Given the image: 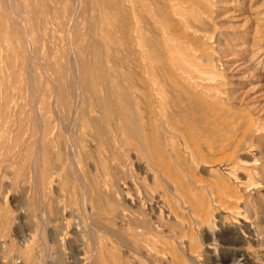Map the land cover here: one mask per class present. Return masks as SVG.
<instances>
[{
  "label": "bare ground",
  "instance_id": "obj_1",
  "mask_svg": "<svg viewBox=\"0 0 264 264\" xmlns=\"http://www.w3.org/2000/svg\"><path fill=\"white\" fill-rule=\"evenodd\" d=\"M8 1L12 8V0ZM58 1L62 3L63 0ZM51 2L54 4L53 0ZM218 2L220 0L75 1L78 4L77 18H82L80 26L83 25H77L74 39L70 37L77 54L76 59L74 58L75 71L65 68V71L56 76L53 93L57 95L58 101L50 109L47 125L53 126V129L60 126L66 133L73 129L72 136L69 135L66 142H60L59 148L61 152L70 153L76 161L73 175L78 180L79 193L78 196L62 193L57 197L54 195L51 204L48 203L50 207L47 204L48 212L45 211L44 216L42 215V222L38 220L40 223L32 226L33 235L27 237L32 238V243H25L28 246L19 252L24 264H41L46 262L48 255L51 260H47L50 263L52 261V264H147V258H152V255L159 257L160 264H191V237L187 233L193 222L191 193L184 187L191 185L192 174L190 175L186 163H196L208 153L233 146V150L225 155L221 163L227 170L225 175H234L235 178L239 169L238 162L234 159L236 148L245 144L247 136V131H243L233 141L232 134L214 137L207 133L191 132V125L196 119L191 115L194 58L206 59L204 55L191 51V29L200 30L209 5ZM15 3L14 7H18V1L17 5ZM2 5L5 7L4 3ZM60 8L62 10L61 6ZM64 9L67 10L66 7ZM43 17L47 19L45 14ZM58 18L60 19L59 16ZM62 18L64 19L60 22H68L69 18ZM71 18L73 20L74 17ZM22 23L24 26V21ZM19 24L21 23L17 26ZM61 24L63 27L64 23ZM35 25L36 22L33 26ZM66 50L68 51L67 48ZM228 56L231 57L229 54ZM40 117L39 120H42ZM37 156L34 166L38 162L37 158H40ZM52 168L53 174L61 175L62 164L55 163ZM159 177H162L167 189L158 188ZM41 181L43 182V175ZM217 189L216 183L204 186V191L209 193H216ZM251 207L249 202H245V213L255 209ZM243 221L230 227L232 244L235 246L231 252L234 254L241 251L238 244H242L241 235L244 230L251 231L248 237L256 241L264 239V228L259 223H248L245 219ZM18 229L22 231L21 227ZM39 230L44 234L43 237L39 235ZM67 248L71 251L72 260L66 256ZM208 253L206 251L202 254L205 263L210 262ZM244 255L242 254L243 258ZM66 257L71 261H67Z\"/></svg>",
  "mask_w": 264,
  "mask_h": 264
},
{
  "label": "rangeland",
  "instance_id": "obj_2",
  "mask_svg": "<svg viewBox=\"0 0 264 264\" xmlns=\"http://www.w3.org/2000/svg\"><path fill=\"white\" fill-rule=\"evenodd\" d=\"M17 1L20 5L14 7V2L17 5ZM29 1L12 0V9L8 0H0V264H24V259L19 252L32 243V238H30L34 233H32V226L42 222V217L45 211L48 212L52 199L61 193L77 194V196L79 193L78 180L73 175L76 171V161L72 159L70 153L61 152L59 148L60 142L63 140L66 142L67 137L72 136L73 129H69L66 133L60 126L55 125L53 129L51 128L53 126L47 125L50 109L58 101L57 95L53 93L56 76L59 72L65 71V68L75 71L74 61L76 60L74 58L76 59L77 54L72 38L78 30L77 25L82 24L80 15L77 18L78 4H75V1L78 3V0H72V2L63 0L62 3L60 1L61 4L58 0L56 3L53 0L54 4L50 3V0ZM1 3H4L5 7ZM64 3L67 4L64 5ZM220 3L209 5V11L203 16L205 22L202 23L200 30L191 29V51L195 52L194 54L204 55L206 58L205 60L194 58V77L191 78V115L197 120H193L191 132L207 133L214 137H220L221 134H232L234 138L231 140L233 141L238 139L243 131H247V136L245 144L236 148L234 159L238 162L239 169H237L235 178L234 175H225L227 170L221 163L225 155L233 150V146L222 151L215 150L213 153H208L196 163H186L190 170L186 169L189 170L190 175L192 174L191 185L184 187L187 192L191 193V221L193 222H191L190 231L187 232L188 237H191V264H264V239L256 241L248 237L251 231L244 230L245 232L241 235L242 244H238L241 251L234 254L231 252L235 246L232 244L230 232L232 225H238L239 222H244V219L248 223L252 221L259 223L264 228V0H220ZM22 5L24 8L20 7ZM65 7L67 10L64 9ZM35 8L38 11H35ZM13 12L17 15L15 16ZM72 12L74 14H71ZM19 13L21 18L20 15L18 16ZM36 13L39 15H35ZM43 14L47 19L49 17L48 21L44 19ZM61 16L69 18L68 22L72 20V16L74 18L72 23L67 22L68 25H66V20L62 21L64 23L62 27L60 20L64 18ZM31 17L36 19L32 20ZM20 19L24 20L20 21ZM33 22L34 24L36 22L35 26ZM18 23L21 24L17 26ZM73 32H75L74 36ZM192 53L191 55H194ZM118 56L120 57V54ZM224 62L227 63L224 64ZM39 117L43 119L39 120ZM32 152L33 155L35 153L34 157L31 156ZM35 156H40L43 161L37 158L38 162L34 166ZM55 163L63 165L60 176L52 173ZM42 175L43 182L41 181ZM52 178L53 180H50ZM214 183L218 186L216 193L204 191L205 185ZM158 188L167 189L162 177H159ZM219 189L222 190L219 191ZM245 202H249L251 209H255L245 213ZM38 207L42 211L38 210ZM20 227L22 231H19ZM40 232L41 230L38 231L39 235L43 237L44 234ZM69 234L72 233L69 232ZM28 235H30L29 238H27ZM65 251L66 256L72 260L70 249L67 248ZM206 251H209V257L207 255L209 263H205L202 259L204 258L202 254ZM240 253L245 254L246 259ZM48 256L46 262L41 264H52V261L49 262L51 257ZM154 256L147 258V264H160L159 257ZM67 257L66 260L69 259Z\"/></svg>",
  "mask_w": 264,
  "mask_h": 264
}]
</instances>
